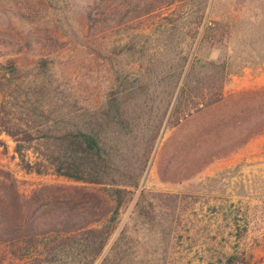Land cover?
<instances>
[{"label": "rangeland", "instance_id": "374dc122", "mask_svg": "<svg viewBox=\"0 0 264 264\" xmlns=\"http://www.w3.org/2000/svg\"><path fill=\"white\" fill-rule=\"evenodd\" d=\"M154 1L159 4L143 13V4L107 0L116 18L87 35L84 10L95 0H0L5 93L23 99L40 83L35 61L54 47L19 50L15 42L30 36L64 42L48 54L49 73L76 100L77 118L98 117L109 107L107 94L120 90L126 125L95 131L120 169L143 170L95 264L122 229V264H224L240 251L250 264H264V0ZM211 61L228 62L231 70L220 100L189 109L184 99L176 104L171 94L190 67L187 85L194 86ZM241 107L247 114L237 112ZM14 145L0 132V168L12 173L23 196L45 184H82L26 172ZM26 157L36 156L28 150Z\"/></svg>", "mask_w": 264, "mask_h": 264}, {"label": "trees", "instance_id": "16d2710c", "mask_svg": "<svg viewBox=\"0 0 264 264\" xmlns=\"http://www.w3.org/2000/svg\"><path fill=\"white\" fill-rule=\"evenodd\" d=\"M129 1L135 2L136 7L143 4V13L159 4L154 0ZM114 10L107 0H95L94 4L87 5L86 34L104 31L118 14ZM117 22L119 25L122 21ZM46 39L47 42L36 41L30 36L15 43L20 46L19 50L35 44L39 48L53 44L51 51H55L64 45L58 38L46 36ZM51 51L36 59L35 77L40 83H32L23 99L13 93L6 94L4 82L0 80V132L15 142L14 153L26 172H52L82 184H45L23 196L12 173L0 168V264L5 259L12 264H95L116 232L120 215L132 200L143 170L120 169L106 149L105 139L95 131L97 125L102 129L108 125L115 131L126 125L120 111V90L107 94L105 103L109 107L101 110L98 117L86 114L77 118L80 107L76 100L71 102V94L67 98L49 73ZM210 64V69L196 76L199 84L194 86L187 85L190 67L184 85L176 95V89L171 94L176 104L184 99L189 109L220 100L231 70L228 62L221 67L216 62ZM10 68V73L16 69L12 61ZM247 109L241 107L237 112L247 114ZM262 131L259 129L257 133ZM28 150L36 156L33 161L26 157ZM125 243L122 229L99 264H122ZM248 257L245 251L235 252L228 255L224 264H250Z\"/></svg>", "mask_w": 264, "mask_h": 264}]
</instances>
